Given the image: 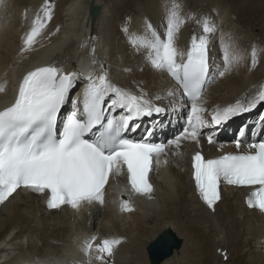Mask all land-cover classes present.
Masks as SVG:
<instances>
[{
	"label": "bare ground",
	"instance_id": "1",
	"mask_svg": "<svg viewBox=\"0 0 264 264\" xmlns=\"http://www.w3.org/2000/svg\"><path fill=\"white\" fill-rule=\"evenodd\" d=\"M218 2L183 9V13H195L197 19L204 15L215 19L219 31L210 46L215 48L217 58L221 55L217 41L222 34L226 41L230 38L237 49L244 50L241 64L206 89V118L217 106L254 95L264 83V51L259 54L257 67L250 69L253 46L264 50V15L257 18L243 12L240 9L244 4H239L236 17ZM47 3L4 0L0 6V87L5 88L0 92V106L11 97L17 79L38 64L53 63L84 75L98 72L91 63L95 47V58L110 66L115 82L134 90L143 88L154 103L167 109L163 114L133 121L140 124L133 134L151 130L158 142L169 143L184 132L190 104L177 106L167 96L174 82L148 66L122 31L126 23L130 31L141 30L147 19L162 33L168 8L155 0H50L52 20L32 49L21 54L24 36L36 15H43ZM237 18L246 25L238 24ZM193 31L199 33V26L191 21L182 28L177 37L181 50L188 49ZM157 95L161 99L155 100ZM260 105L247 115L203 129L199 143L182 140L179 148L169 143L151 173L155 182L151 198L132 196L127 188L118 187L116 179H124L125 174L114 175L105 189L103 204L85 203L78 210L71 206L48 210L44 194L19 189L0 206V264H101L95 252L91 256L84 252L85 241L92 236L97 237L96 243L105 238L122 239L110 264H264V213L248 207L245 189L235 186L223 192L215 210L209 209L194 186L190 168L196 150H203L207 157L237 151L234 137L240 132L247 136L240 145L243 150L251 141L258 142L264 132V104ZM213 132L216 142L210 144L207 134ZM115 190L123 202H131L134 211H121L113 199ZM166 230L177 235L180 247L162 262L152 263L147 246ZM223 251L228 254L227 260Z\"/></svg>",
	"mask_w": 264,
	"mask_h": 264
},
{
	"label": "snow or ice",
	"instance_id": "2",
	"mask_svg": "<svg viewBox=\"0 0 264 264\" xmlns=\"http://www.w3.org/2000/svg\"><path fill=\"white\" fill-rule=\"evenodd\" d=\"M3 5L4 0H0V6ZM52 14L48 0L43 15H36L24 36L21 54L32 49L52 20ZM165 21L162 33L147 19L141 30L130 31L126 23L122 31L148 66L174 82L167 96L177 106L190 104L188 127L169 142L171 145L179 148L182 140L199 143L203 129L220 126L264 104V83H261L254 95H246L228 106H217L206 118V89L241 64L244 50L237 49L222 34L217 41L221 53L217 58L215 48H210L212 37L219 31L217 23L208 15L197 19L195 13H183L177 0L168 8ZM190 21L199 26V33L193 31L185 51L178 47L177 37ZM261 51L264 50L255 46L251 49L250 69L257 67ZM91 52V63L98 72L84 75L56 65L37 67L23 76L14 101L0 109V204L21 188L46 194L49 209L69 205L78 210L85 203L103 204L106 185L113 173H126L130 190L151 198L153 185L149 173L167 145L152 143L148 138L134 139L127 133L140 128L133 121L163 114L167 109L154 103L143 88L137 86L134 90L115 82L110 66L95 58V47ZM81 82L85 86L76 95L73 89ZM4 91L0 87V92ZM159 99L157 95L155 100ZM151 135V131L146 132V137ZM214 135V132L207 134L208 143L216 142ZM240 145L236 141L238 149ZM192 169L198 194L210 209L215 210L221 199L223 182L251 188L246 203L264 212V140L248 143L245 151L216 158H205L197 151L192 157ZM121 211L132 212L134 208L125 201ZM96 240L92 236L85 241V254L91 256L95 252L96 260L110 264L122 239L105 238L100 243Z\"/></svg>",
	"mask_w": 264,
	"mask_h": 264
},
{
	"label": "rangeland",
	"instance_id": "3",
	"mask_svg": "<svg viewBox=\"0 0 264 264\" xmlns=\"http://www.w3.org/2000/svg\"><path fill=\"white\" fill-rule=\"evenodd\" d=\"M139 1H141L142 3H145V2L148 3L151 0H139ZM204 1L205 0H177V2H179L181 4V6H182V8L184 10H187V9H191L192 10L194 5L197 8H201L200 7L201 4L203 6H207V4L209 2L211 4L214 0H207L206 3ZM217 1H219L218 2L219 5H221V4L224 5L223 8H225V9L228 8L229 11L232 12L236 17H237L238 11H239V10H237V8H239V6H240L239 4H244V7H242V9H240L243 12H246L248 14H252V15H254L257 18H262L263 15H264V8H263L264 7V2L262 0H251V1L250 0H221V2H220V0H217ZM155 2H158V3L160 2L158 5L162 4L161 6H163L165 9H167V8L171 7V5L173 3V0H163V1L162 0H158V1L155 0ZM254 4H255V6H253ZM228 9H226V10H228ZM251 11H253V12H251ZM237 20H238V22H237L238 24L246 25L245 22H243V20H240L238 18H237ZM228 105H226V106H228ZM220 107H224V106H220ZM248 113H250V112L242 113V114H239L238 116H244V115H247Z\"/></svg>",
	"mask_w": 264,
	"mask_h": 264
},
{
	"label": "water",
	"instance_id": "4",
	"mask_svg": "<svg viewBox=\"0 0 264 264\" xmlns=\"http://www.w3.org/2000/svg\"><path fill=\"white\" fill-rule=\"evenodd\" d=\"M178 247L180 241L177 235L172 230H166L147 246L149 259L152 263H160Z\"/></svg>",
	"mask_w": 264,
	"mask_h": 264
}]
</instances>
